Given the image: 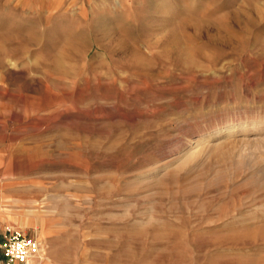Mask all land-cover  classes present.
<instances>
[{
  "label": "rangeland",
  "instance_id": "obj_1",
  "mask_svg": "<svg viewBox=\"0 0 264 264\" xmlns=\"http://www.w3.org/2000/svg\"><path fill=\"white\" fill-rule=\"evenodd\" d=\"M0 138L66 263L264 264V0H0Z\"/></svg>",
  "mask_w": 264,
  "mask_h": 264
},
{
  "label": "crops",
  "instance_id": "obj_2",
  "mask_svg": "<svg viewBox=\"0 0 264 264\" xmlns=\"http://www.w3.org/2000/svg\"><path fill=\"white\" fill-rule=\"evenodd\" d=\"M1 139V138H0ZM13 183L10 182L9 177L7 179L0 178V235L5 234L7 228H19L16 224L17 216L15 212H10V201L14 199L11 197L10 190ZM27 222H25L26 224ZM49 230L47 228H41L39 231L40 242L43 247H45V253L39 255V260L35 258L32 264H72L71 261L66 263L64 252H61V255L58 253V243L60 237L56 234H48ZM1 239V237H0ZM1 243V242H0ZM0 264H7L6 258L4 257L2 251L0 250ZM16 264V263H10Z\"/></svg>",
  "mask_w": 264,
  "mask_h": 264
},
{
  "label": "built area",
  "instance_id": "obj_3",
  "mask_svg": "<svg viewBox=\"0 0 264 264\" xmlns=\"http://www.w3.org/2000/svg\"><path fill=\"white\" fill-rule=\"evenodd\" d=\"M1 250L7 264H32L43 252V246L36 237L29 236L20 229L7 228Z\"/></svg>",
  "mask_w": 264,
  "mask_h": 264
},
{
  "label": "bare ground",
  "instance_id": "obj_4",
  "mask_svg": "<svg viewBox=\"0 0 264 264\" xmlns=\"http://www.w3.org/2000/svg\"><path fill=\"white\" fill-rule=\"evenodd\" d=\"M233 132H235V130H231L230 131V133H233ZM232 135V134H231ZM250 218V217H249ZM221 219V218H220ZM234 219V218H233ZM236 219V218H235ZM249 220V219H248ZM242 221V220H241ZM240 223V222H239ZM242 223H245V222H242ZM227 224V223H226ZM241 224V223H240ZM247 226H249V225H247ZM233 227V226H232Z\"/></svg>",
  "mask_w": 264,
  "mask_h": 264
}]
</instances>
